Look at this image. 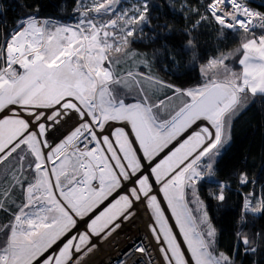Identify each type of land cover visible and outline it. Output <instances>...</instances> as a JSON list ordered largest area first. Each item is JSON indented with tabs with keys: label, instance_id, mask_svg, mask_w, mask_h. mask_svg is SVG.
<instances>
[{
	"label": "snow or ice",
	"instance_id": "1",
	"mask_svg": "<svg viewBox=\"0 0 264 264\" xmlns=\"http://www.w3.org/2000/svg\"><path fill=\"white\" fill-rule=\"evenodd\" d=\"M120 5L77 0L74 24L39 16L37 5L0 41V264H89L93 239L117 233L137 205L149 218L156 264H237L264 241L241 225L234 249L221 250L197 192L216 175L234 119L256 97L264 103V14L247 0L185 3L195 19L187 47L202 25L239 41L201 64L198 86L184 88L160 79L133 47L147 39L148 0ZM237 179L248 183L242 171ZM217 186L214 198L224 201L228 185ZM252 195L242 221L264 214V198ZM145 256L134 237L121 253L132 264Z\"/></svg>",
	"mask_w": 264,
	"mask_h": 264
},
{
	"label": "trees",
	"instance_id": "2",
	"mask_svg": "<svg viewBox=\"0 0 264 264\" xmlns=\"http://www.w3.org/2000/svg\"><path fill=\"white\" fill-rule=\"evenodd\" d=\"M133 1L135 0H130L127 5ZM0 3L3 6L0 11L2 19L0 41L19 18L37 14V5L40 9L38 15L51 18L53 21L73 22L79 19V14L74 11L77 0H0ZM185 3L194 7L197 0H148L151 25L144 28L147 39L133 47L147 54L153 65L152 71L160 79L189 88L196 87L202 82L201 64L218 54L220 50H234L238 46L239 37L236 35L219 37L215 25H202L193 33L195 48L187 47V39L191 38L187 30L191 29L195 19L186 18L189 13L182 7ZM247 3L253 7L258 5L254 0H247ZM228 63L237 67V63L233 61ZM140 70L147 71L144 68ZM165 93L170 94V90L165 89L159 94V98L163 99ZM222 158L216 168V171L220 168L217 176L229 183L232 191L230 195H225L224 201L215 199L218 186L208 178L197 185V192L209 220L217 230L219 248L231 252L235 247L236 232L241 225L253 239H256V233L264 234L263 217L248 213L242 221V217L238 215L243 196L260 193L264 198V103L259 96L234 119L231 140L225 146ZM241 171L247 174V184L241 185L237 179ZM232 213L237 216L231 219L229 228H224V218ZM237 264H264V241L259 243L255 254L245 256L241 252L237 256Z\"/></svg>",
	"mask_w": 264,
	"mask_h": 264
},
{
	"label": "bare ground",
	"instance_id": "3",
	"mask_svg": "<svg viewBox=\"0 0 264 264\" xmlns=\"http://www.w3.org/2000/svg\"><path fill=\"white\" fill-rule=\"evenodd\" d=\"M58 136L57 133L51 134V139H55ZM135 216L128 222H125L120 230L115 233L111 239L102 242L97 247V250L89 257V264H96L104 257H110L109 252L112 251L110 246L119 248L122 250L129 244V238H145L146 233L149 234L147 225L149 223L148 215L145 210L137 205L135 207ZM146 239V238H145ZM139 241H141L139 239Z\"/></svg>",
	"mask_w": 264,
	"mask_h": 264
},
{
	"label": "built area",
	"instance_id": "4",
	"mask_svg": "<svg viewBox=\"0 0 264 264\" xmlns=\"http://www.w3.org/2000/svg\"><path fill=\"white\" fill-rule=\"evenodd\" d=\"M258 5L257 6H251L250 4H248L247 3V6L248 7H250L253 11H255V12H259V13H261V14H264V0H254ZM2 9H3V6H2V4L0 3V11H2ZM2 24V19L0 18V25ZM253 31H255V32H261V30L259 29V28H255V29H253ZM2 38H3V36H2ZM220 182H225V183H227V185H228V187L226 188V190H228V189H230V185H229V183L228 182H226L225 180L224 181H220ZM254 195L256 196V198H257V200L258 199H260V198H262L261 197V195H260V193H254ZM247 196H243L242 197V200H241V203H240V206H239V213L241 214V215H243V203H244V200H245V198H246ZM135 211V210H134ZM249 213H251V212H249ZM135 214H136V212H135ZM253 214V213H252ZM256 215H259L260 217H263V223H264V214H256ZM135 216V215H134ZM115 234V233H114ZM113 234V235H114ZM112 235V236H113ZM111 236V237H112ZM111 237L110 238H108V239H111ZM146 238V239H145ZM145 238H142V237H140V238H137V243H140V242H143L147 247H148V249H149V252L151 253V256H145V257H143L142 259H143V264H156V261H158L159 260V253H158V251H155L154 250V247H155V245H154V241H153V243L152 244H149V240L151 239V236H150V233L149 234H147L146 233V237ZM107 239V240H108ZM139 239L141 240V241H139ZM106 240H104V241H100V240H98V239H96V238H94L93 239V242L94 243H96L98 246H99V244H101L102 242H105ZM128 245H126L122 250H120V251H118L119 250V248L118 247H116L115 248V246H110L111 247V250L112 251H110L109 252V256L110 257H107V255H106V257H104L102 260H100L98 263H96V264H114V261L118 258V257H120V258H122V259H126V260H128V264H132V260H130V259H128V257H121V253L124 251V250H126V247H127ZM97 250V249H96ZM135 258H140L139 257V254L137 253L136 254V256L134 257V259Z\"/></svg>",
	"mask_w": 264,
	"mask_h": 264
},
{
	"label": "rangeland",
	"instance_id": "5",
	"mask_svg": "<svg viewBox=\"0 0 264 264\" xmlns=\"http://www.w3.org/2000/svg\"><path fill=\"white\" fill-rule=\"evenodd\" d=\"M130 0H121V5H120V7L121 8H130L133 4H136V3H138V2H140V0H135V1H133V2H130V4L129 5H127L128 4V2H129ZM85 2L87 3L88 2V0H85ZM78 19H76L75 21H73V22H60V21H53L54 23H57V24H64V23H66V24H74L76 21H77ZM3 38H4V35H3ZM3 38L1 39V41L3 40ZM237 65V67H235L237 70H239V65H238V63L236 64ZM231 66V65H230ZM127 99V98H126ZM224 150V149H223ZM223 151H222V155L218 158V161H217V164H216V168H217V166H218V163L220 162V160H222L223 158ZM224 162H225V159H224ZM221 163V162H220ZM220 170V168L217 170V171H219ZM217 171H216V175L213 177V178H208L209 180H212V181H214V184L215 185H218V182H220V181H222V179L220 178H218V176H217ZM219 175V174H218ZM207 178V177H206ZM227 182V181H226ZM231 189H228V190H225V193H224V195H230V193L232 192V191H230ZM233 190H234V188H233ZM216 191H217V194L219 193V188H217L216 189ZM230 191V192H229ZM250 198H252L254 201L255 200H257V198H256V196L253 194L252 195V197H250ZM204 210H205V208H204ZM240 213H238V215H239ZM252 215H254V214H252ZM235 216H237V215H235V214H229V215H227L225 218H224V220H223V227L224 228H229L230 226H231V219L233 218V217H235ZM240 216L242 217L243 215H241L240 214Z\"/></svg>",
	"mask_w": 264,
	"mask_h": 264
},
{
	"label": "crops",
	"instance_id": "6",
	"mask_svg": "<svg viewBox=\"0 0 264 264\" xmlns=\"http://www.w3.org/2000/svg\"><path fill=\"white\" fill-rule=\"evenodd\" d=\"M127 98H128V100H129V101L127 100V102H132V97H131V96H128ZM153 99H154V98H153ZM177 102H178V101H177Z\"/></svg>",
	"mask_w": 264,
	"mask_h": 264
}]
</instances>
